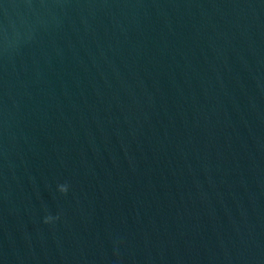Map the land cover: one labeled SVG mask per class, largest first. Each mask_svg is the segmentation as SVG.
I'll return each instance as SVG.
<instances>
[{
    "label": "water",
    "instance_id": "obj_1",
    "mask_svg": "<svg viewBox=\"0 0 264 264\" xmlns=\"http://www.w3.org/2000/svg\"><path fill=\"white\" fill-rule=\"evenodd\" d=\"M0 264H264V0H0Z\"/></svg>",
    "mask_w": 264,
    "mask_h": 264
},
{
    "label": "clouds",
    "instance_id": "obj_2",
    "mask_svg": "<svg viewBox=\"0 0 264 264\" xmlns=\"http://www.w3.org/2000/svg\"><path fill=\"white\" fill-rule=\"evenodd\" d=\"M58 190H59L61 193H65V194H66L67 191H68V186H67L66 184H64V185H60ZM49 219H50V218H47V219L45 220V222L47 223Z\"/></svg>",
    "mask_w": 264,
    "mask_h": 264
}]
</instances>
